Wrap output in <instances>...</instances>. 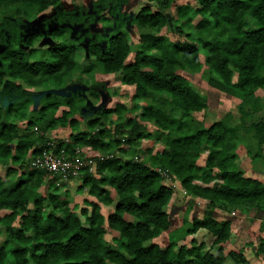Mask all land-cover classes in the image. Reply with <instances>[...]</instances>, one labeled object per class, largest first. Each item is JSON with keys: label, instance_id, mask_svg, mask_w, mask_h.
<instances>
[{"label": "trees", "instance_id": "1", "mask_svg": "<svg viewBox=\"0 0 264 264\" xmlns=\"http://www.w3.org/2000/svg\"><path fill=\"white\" fill-rule=\"evenodd\" d=\"M147 1L157 8L129 13L127 0H91L84 12L61 0H0V264H222L230 219L205 213L169 231L173 186L209 207L264 209V183L237 164L245 142L249 165L264 168V0ZM200 50L208 82L238 98L236 121L228 112L206 126L194 116L207 109L190 79L202 70ZM106 74L132 87L129 106L100 103ZM138 109L153 131L140 129ZM57 128L67 133L51 136ZM50 141L70 158L76 147L92 154L76 187L91 198L79 209L61 190L69 181L31 166ZM198 229L211 235L209 248L177 245ZM163 232L164 246L155 241ZM256 252L264 256V238Z\"/></svg>", "mask_w": 264, "mask_h": 264}, {"label": "rangeland", "instance_id": "2", "mask_svg": "<svg viewBox=\"0 0 264 264\" xmlns=\"http://www.w3.org/2000/svg\"><path fill=\"white\" fill-rule=\"evenodd\" d=\"M90 1L91 0H61L65 7L69 9H72V7L78 5H83L84 12L89 10ZM178 2L193 4L195 0H178ZM143 5H150L153 8H157V5L148 2L147 0H127V3L124 5V8L126 12L136 13L138 9ZM172 9L173 7L164 10V12L169 15H172ZM52 13L53 10L51 8H48L38 17L48 16ZM90 27L92 30L100 29L99 23H92ZM126 29L128 30L125 31H127L128 35H130V39H132V36H134L135 34V29L131 27H126ZM171 32V30H166L165 28H162L160 31V33H168V35H172ZM76 54L81 58L85 57V55L87 54L85 44L77 42ZM204 55V51L200 50L199 59L203 65L202 70L192 72L190 74V79L191 84L197 89V91L204 95L207 104V109L205 112L201 111L195 113L194 116L198 120H202L206 126L209 125L212 121L221 118L228 112L232 114L233 121H236L239 116V111L237 109V103L239 100L231 91L218 88L211 82H208V79L205 78V72L203 70L206 68V65L204 63ZM129 56L131 59L132 53H130ZM116 78L112 74H106L100 77V79L104 82V95L103 98H101L100 103L107 107H111L114 105L115 102L121 101L124 102L127 106H129L130 95L133 91L132 87L120 83ZM81 87L85 89L87 88V84H82ZM55 91L57 92L58 90ZM259 94L262 95L263 92L259 91ZM261 100L264 103V96H262ZM98 103L99 101L94 102L93 107H97ZM139 112L140 109L135 111V115L138 116ZM260 116L264 118V107L261 110ZM114 118V113H110L108 115L109 120H113ZM137 121L141 126V130L145 129L153 131L155 129V125H153V123L149 120L138 116ZM125 129H127V127H125ZM49 132L50 135L53 136L54 133H57L58 135L62 133H67V129L57 128ZM56 141H54V146H56L55 148L58 149L57 145L55 144L57 143ZM157 142L158 139L156 137L155 141L153 142L154 148L157 146ZM139 145L140 147H145L147 145V139L141 138L139 140ZM62 149L64 150V146H62ZM240 149L242 152L237 158L238 166L244 171V174L246 176L256 178L264 183V168L256 169L255 167L249 165L248 155L245 154V142L243 147ZM65 154L68 155L66 151ZM96 154L99 155L100 153L96 152ZM86 155H92L90 154V150L88 147L75 148V156L84 158ZM203 159L204 155H201L199 160L202 161ZM3 172L4 171L1 170V174H3ZM66 181H69L68 186L61 188V190H67L70 204H77V207L79 209V207L83 205V200L85 198H91V196L87 193L86 189L81 191H78L76 189L77 184L80 181L78 178L73 179L72 181H70V179ZM166 183L172 184L168 179L166 180ZM102 210L105 211V208L102 207ZM164 210L168 213L169 218L171 220L169 231L181 226L183 220H190L192 217H201L205 213H209L215 218L219 219H230L231 236L230 239L226 243H224L223 246L225 259L222 264H264V256L262 255V253L256 252L260 239L264 238V209L255 213V208L250 209L248 211H240L239 209L233 207L221 209L218 205L216 207H209L206 201L201 200L199 198H192L189 195L184 194L181 191L180 186L178 184H175L173 186L172 197L170 201L164 206ZM114 233L116 232L114 231ZM112 236L113 234L111 232H107L105 234V239L108 242H111ZM192 239H195L196 243L198 244L202 243L204 249H207L210 246L212 237L206 231V229H198L194 233L187 234L181 237L177 241V245L184 244L185 246L189 247L192 244ZM116 241L117 240H114L113 246L116 245ZM155 241H157L160 245L164 246L167 243V233H161L158 237L155 238ZM212 251L215 252V249H212ZM230 252L242 253L244 257L243 261H240V259H232L229 256Z\"/></svg>", "mask_w": 264, "mask_h": 264}, {"label": "built area", "instance_id": "3", "mask_svg": "<svg viewBox=\"0 0 264 264\" xmlns=\"http://www.w3.org/2000/svg\"><path fill=\"white\" fill-rule=\"evenodd\" d=\"M55 147L54 141L48 142L47 146L41 149L40 154L32 159L31 166L44 168L66 181L78 178L83 167L89 166L92 169L95 163L92 158L85 159L77 156L70 158L62 148Z\"/></svg>", "mask_w": 264, "mask_h": 264}]
</instances>
